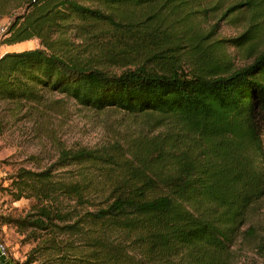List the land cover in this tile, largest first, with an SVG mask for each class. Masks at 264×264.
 <instances>
[{"label":"trees","instance_id":"1","mask_svg":"<svg viewBox=\"0 0 264 264\" xmlns=\"http://www.w3.org/2000/svg\"><path fill=\"white\" fill-rule=\"evenodd\" d=\"M87 1L29 0L8 26L6 42L37 39L40 46L0 57V99L40 102L47 91L61 93L163 130L127 148L116 142L63 148L44 170L21 168L12 193L15 200L32 198L34 208L24 218L1 217L0 225L31 231L34 252L54 264H238L241 238L264 253V238L247 226L264 198V49L236 69L226 56L228 43L250 54L264 38V0H216L228 7L205 35L190 34V57L197 59L190 70L174 59L120 73L94 64L93 54L69 50L67 30L107 33L103 25L120 26L118 17L123 35L136 31L146 44L151 37L155 54L172 50L180 58L181 38L160 29L161 15L187 13L188 24L206 0ZM136 12L155 17L138 29L131 20ZM229 16L244 22V32L216 40L218 57L204 58L211 33ZM70 167L75 172L67 176ZM37 259L32 254L28 263Z\"/></svg>","mask_w":264,"mask_h":264},{"label":"rangeland","instance_id":"2","mask_svg":"<svg viewBox=\"0 0 264 264\" xmlns=\"http://www.w3.org/2000/svg\"><path fill=\"white\" fill-rule=\"evenodd\" d=\"M215 2L216 0H206L196 6L195 11L190 13H194L193 20L188 24H184L186 22L184 17L187 13L169 18L164 14L161 15L159 22L163 23L160 29L166 31L167 34H172V39H177L178 36L181 38L178 42L183 47L180 50V58L173 57L175 53L172 50L155 54V50L150 49L153 45L150 43L151 37L148 38L150 40L146 44L138 37L139 33L136 31L125 30L126 35H123L121 30H124L126 25L118 17L115 21L122 27L106 22L108 25H103V27L108 26L107 33L86 34L83 29L72 25L65 35L67 48L77 52L79 56L83 54L88 57L93 54L94 64L110 72L120 73L143 62L155 65L159 60L174 59L181 61L182 65L190 70L197 60L190 57L195 45V40L189 42L190 34L198 32L205 35L228 7V4L215 6ZM86 4L96 6V3L90 0ZM28 6L29 0H0V28L5 27L7 30L14 18L24 13ZM154 17L150 13L142 15L136 12L132 14L131 20L132 23H138L137 28L139 29V25L152 21ZM232 20V16L222 19L217 30L211 33L212 37L208 40L211 44L204 45V58L216 59L218 57L214 50L216 40L238 37L244 32V22L241 21L239 24V21ZM7 37L8 35L5 34L2 38L1 55L4 52L23 51L40 46L37 39L12 45L7 44ZM229 44L232 43H228L226 47V56L232 61L233 69H236L252 62L254 57L264 49V38L258 42L250 54ZM186 53L188 56L182 55ZM160 55L164 57L158 59ZM141 119V116H133L121 110H92L79 105L64 94L50 91L45 92L40 102H12L0 99V220L1 217L5 219L24 218L34 208L32 198L14 199L12 177L18 170L21 168L44 170L57 160L63 148H98L114 142L127 148L129 143L138 136H153L163 130L157 125L144 124ZM69 169L74 170L71 167ZM73 172L75 170L67 176ZM250 225L256 228L259 238L263 240L264 198L252 208L247 226ZM0 238L13 264L55 263L50 256H42L34 252L38 245L35 235L31 234V231L22 232L14 223L0 225ZM239 246H242L244 250L240 251L241 261L238 264H264V253H259L254 241L241 238L237 248ZM32 254L38 259L33 263H28Z\"/></svg>","mask_w":264,"mask_h":264},{"label":"built area","instance_id":"3","mask_svg":"<svg viewBox=\"0 0 264 264\" xmlns=\"http://www.w3.org/2000/svg\"><path fill=\"white\" fill-rule=\"evenodd\" d=\"M5 33H6V28L1 27L0 28V44H1L3 36H5ZM0 254L3 256H8L7 248L3 243H0ZM0 264H2V263H0Z\"/></svg>","mask_w":264,"mask_h":264},{"label":"crops","instance_id":"4","mask_svg":"<svg viewBox=\"0 0 264 264\" xmlns=\"http://www.w3.org/2000/svg\"><path fill=\"white\" fill-rule=\"evenodd\" d=\"M25 42V41H24ZM5 53V52H4ZM3 53V54H4ZM2 54V55H3ZM1 54H0V57L2 56ZM0 243H2V241L0 240ZM0 263H2V264H13L12 262H11V260H10V258H9V256H3V255H1L0 254Z\"/></svg>","mask_w":264,"mask_h":264}]
</instances>
